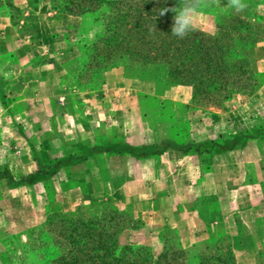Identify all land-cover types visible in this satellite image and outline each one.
<instances>
[{"label":"crops","instance_id":"obj_1","mask_svg":"<svg viewBox=\"0 0 264 264\" xmlns=\"http://www.w3.org/2000/svg\"><path fill=\"white\" fill-rule=\"evenodd\" d=\"M19 1L22 22L0 14V171L14 178L0 177V252L12 236L26 242L48 214L114 205L143 220L151 240L165 230L185 246L230 238L254 255L264 237V136L219 148L225 137L264 126V44L252 50L262 81L254 94L186 113L191 96L173 93L187 87L160 92L123 69L80 87L73 32L82 19L50 13L51 0ZM164 104L184 112L173 121ZM183 115L186 133L174 126ZM52 164V174L26 182Z\"/></svg>","mask_w":264,"mask_h":264},{"label":"trees","instance_id":"obj_2","mask_svg":"<svg viewBox=\"0 0 264 264\" xmlns=\"http://www.w3.org/2000/svg\"><path fill=\"white\" fill-rule=\"evenodd\" d=\"M57 1L52 0L54 8L79 16L86 32L102 28L91 46L85 42L84 54H78V82L84 89L96 88L108 74L123 69L126 76L154 80L160 92L172 86L189 88L188 113L224 107L238 94H254L262 84L252 64V50L262 43L264 34L255 22L261 16L255 12L257 0H243L246 6L242 11L230 7L226 15L219 13L216 35L194 28L183 39L171 33L176 15L173 9L190 4L199 12L204 0ZM13 7L14 0H0V8ZM259 136H264V126L232 135L233 140L225 137L219 151L234 148L238 137L246 141ZM54 167L40 166L25 180L33 183L49 176ZM0 177L14 181L9 170L0 171ZM142 227L144 222L131 211L114 205L97 211L78 206L51 213L42 225L28 230L26 242L10 237L6 251L0 252V264H237L230 245L197 250L170 238L154 246L122 241L127 231ZM257 264H264V241Z\"/></svg>","mask_w":264,"mask_h":264},{"label":"rangeland","instance_id":"obj_3","mask_svg":"<svg viewBox=\"0 0 264 264\" xmlns=\"http://www.w3.org/2000/svg\"><path fill=\"white\" fill-rule=\"evenodd\" d=\"M204 1L205 2H204L203 9H201L198 12V15L195 18L194 28L201 30V31H204L205 33H207L209 35H216L218 32L217 23H216L217 15H219V13H223L224 15H226L228 12H230V9H231L230 5H229V3L225 2L224 0H204ZM60 2H61V0L57 1L58 4ZM19 3H20L19 0H14V7L13 8H0V14L2 16L8 17L10 19V21L15 25L22 22L24 15L26 14V12L24 13L22 11V9L20 8ZM50 5H51V12L50 13H54L56 10H64L62 7L61 8H54V2H52V0L50 2ZM257 7H258V9L255 12H258V13H260V15H263L264 0H257ZM255 19H256L255 22L261 27L262 30H264V21L258 17H256ZM95 28L98 29V31L96 33V35H97L102 30V28L101 27H94L93 29H95ZM85 32H86V29H82V28L79 31H77L76 33L73 32V35L78 38L76 41L77 42L76 50L81 55H83L84 51H86V49H84L85 42L86 41L89 42L90 44H88V45L91 46V43L96 39V35L93 36L92 38H84L83 34ZM261 44H264V34H263V40H262ZM84 56H85L84 57L85 61L87 62L88 61L87 56L86 55H84ZM84 83H87V82H84ZM174 87H177V86H174ZM178 87H182V86H178ZM190 92L191 91L189 88H186V89H183V88L179 89L178 88L177 90L174 91L173 94L180 97V98H184V97L187 98L188 96H191ZM238 95H240V94H238ZM207 108L220 109V108H224V107L209 106ZM156 110L153 109L154 112H156ZM163 110H164V114L167 115L169 118H172V120H173V117L175 115H177V114L182 115V112H184V110H182V108H179L178 106H176L174 104H171V105L164 104ZM157 112L159 113V108H158ZM174 126H176V128H178V129H180V132L186 133L189 125L187 123L186 117L184 116L182 118L180 124L175 125V123H174ZM184 131H186V132H184ZM105 206H107V205L99 206V207H89V206H84V207H87L88 209H90L92 211L93 210L97 211V210L102 209ZM125 210H128V209H125ZM128 211H130V210H128ZM144 226H145V222H144ZM142 228L127 231L124 234L122 241L124 243H127V244L150 245V246L160 244V242H162L168 238H170L174 241L179 240L182 242V240L178 237V235H176L171 230H165V231L161 232L155 239L151 240L149 235L146 236V235L142 234V231H141ZM263 241H264V237L259 242V245H258L254 255L250 254V251H252L251 248L243 247L241 245L236 246L234 244V241L230 238L220 239L214 244H208L207 242L206 243L201 242V243H196V244H193L190 246L184 245V247H186L188 249H192L194 246H196L197 250H205L206 247H209V250H214L220 244H223V247L225 245H230V246H232V249H233L234 254L236 256L237 264H257L258 263V254H259V251L261 249V245H262ZM240 244H243V242H241ZM13 245L14 244H12V246ZM12 257H15L14 253H12Z\"/></svg>","mask_w":264,"mask_h":264},{"label":"clouds","instance_id":"obj_4","mask_svg":"<svg viewBox=\"0 0 264 264\" xmlns=\"http://www.w3.org/2000/svg\"><path fill=\"white\" fill-rule=\"evenodd\" d=\"M229 5L236 11H242L245 8L243 0H229ZM167 11V9H165ZM173 11L176 13L174 18V25L172 27L171 33L183 39L189 32L194 30L195 18L198 15L197 8L188 4L183 7L177 8ZM164 11H162L163 13Z\"/></svg>","mask_w":264,"mask_h":264}]
</instances>
